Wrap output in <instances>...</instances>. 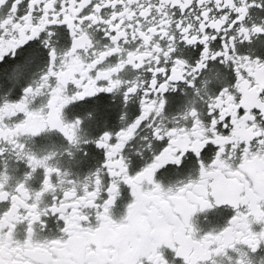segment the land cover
Instances as JSON below:
<instances>
[{
  "label": "snow or ice",
  "instance_id": "6c2138e0",
  "mask_svg": "<svg viewBox=\"0 0 264 264\" xmlns=\"http://www.w3.org/2000/svg\"><path fill=\"white\" fill-rule=\"evenodd\" d=\"M0 264H264V0H0Z\"/></svg>",
  "mask_w": 264,
  "mask_h": 264
},
{
  "label": "flooded vegetation",
  "instance_id": "af4514ba",
  "mask_svg": "<svg viewBox=\"0 0 264 264\" xmlns=\"http://www.w3.org/2000/svg\"><path fill=\"white\" fill-rule=\"evenodd\" d=\"M29 143H31V142H29ZM9 166H10L9 171H10L11 175H13L14 177L19 175L18 172L13 171V169L17 167L14 160H9Z\"/></svg>",
  "mask_w": 264,
  "mask_h": 264
}]
</instances>
